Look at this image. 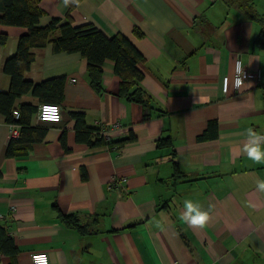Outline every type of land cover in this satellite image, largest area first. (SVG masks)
Returning a JSON list of instances; mask_svg holds the SVG:
<instances>
[{"label": "crops", "instance_id": "0c3cea01", "mask_svg": "<svg viewBox=\"0 0 264 264\" xmlns=\"http://www.w3.org/2000/svg\"><path fill=\"white\" fill-rule=\"evenodd\" d=\"M252 2L264 19V0ZM38 5L40 25L68 17L73 25L125 36L143 57L137 84L150 99L143 107L118 94L112 60L102 63L95 89L78 52L53 51L50 43L31 49L24 77L64 83L58 122L36 120L44 101L31 91L14 101L12 110L35 107L29 125L43 130L24 155H5L13 124L0 112V227L16 248L15 263L31 264V252L46 251L48 264H264V192L256 185L264 163L243 151L247 128L264 133L261 23L227 0ZM25 30L0 24L8 37L0 44V91L10 82L2 64ZM237 56L259 79L252 75L238 88L230 83L224 93L222 77L233 75ZM73 111L87 126L109 129V140L128 139L119 147L76 140ZM210 120L215 125L208 128ZM113 175L124 180L107 190ZM185 199L212 206L204 226L181 219ZM10 262L0 252V264Z\"/></svg>", "mask_w": 264, "mask_h": 264}, {"label": "trees", "instance_id": "16d2710c", "mask_svg": "<svg viewBox=\"0 0 264 264\" xmlns=\"http://www.w3.org/2000/svg\"><path fill=\"white\" fill-rule=\"evenodd\" d=\"M39 0H0V24L23 26L26 30L17 38L14 53L2 64V70L9 76V87L0 91V112L6 122L19 127L16 137H11L5 148V155H24L29 150L34 140H39L43 130L29 125L30 114L35 107L21 106L20 115L13 118V103L21 94L31 91L38 95L44 102L57 103L62 96L63 77L33 83L24 77L33 60L34 47H42L50 43L53 51L78 52L86 62V69L90 84L100 88L101 65L104 60L113 61V71L119 77L118 94L128 100L149 106V95L139 86L138 81L144 77V72L139 68L143 60L137 48L122 34L107 36L104 32L90 24L73 25L70 18L60 20L51 18L47 24L40 25L39 19L43 10L38 5ZM234 4L248 18L259 21L264 27V19L254 10L252 0H227ZM7 34L0 32V44L7 41ZM45 91H48L47 95ZM27 109V110H26ZM75 118V137L78 141H85L91 146L106 145L119 147L125 140H109L100 134L96 128H91L84 123L83 113L71 112ZM215 125V120L207 123ZM131 137H129L130 139ZM204 138V134L198 137ZM159 141L158 144H162ZM66 223H71L70 215H62ZM0 252L10 255V264H16L14 255L16 248L11 237L0 227Z\"/></svg>", "mask_w": 264, "mask_h": 264}, {"label": "built area", "instance_id": "2783aa9c", "mask_svg": "<svg viewBox=\"0 0 264 264\" xmlns=\"http://www.w3.org/2000/svg\"><path fill=\"white\" fill-rule=\"evenodd\" d=\"M252 75H255L259 79V71H251L248 68L242 66L239 57L235 58L234 72L233 75H224L222 77V90L224 93L227 92L230 83L234 88H238L241 85H244L248 78ZM51 108L52 111L48 112L47 109ZM61 107L58 103L53 102H41L37 106L36 111V120L42 122H58L60 120ZM12 113L15 117L19 116V111L17 109L12 110ZM118 125H113L111 128H116ZM106 127L99 129L100 134L107 137ZM18 135V126L12 125L11 127V136L16 137ZM124 180L123 176L113 175L109 178L106 183L107 190H113L117 188L121 182ZM49 258L46 251H33L30 253V262L31 264H48Z\"/></svg>", "mask_w": 264, "mask_h": 264}, {"label": "clouds", "instance_id": "9594fccd", "mask_svg": "<svg viewBox=\"0 0 264 264\" xmlns=\"http://www.w3.org/2000/svg\"><path fill=\"white\" fill-rule=\"evenodd\" d=\"M48 112L52 109L48 108ZM246 143L243 145V151L247 157L256 163H264V133L254 130L249 127L246 130ZM257 188L264 192V179L256 181ZM184 211L181 214V219L189 225L204 226L209 219L211 205L207 209L203 208L199 202H193L191 199L183 201Z\"/></svg>", "mask_w": 264, "mask_h": 264}]
</instances>
